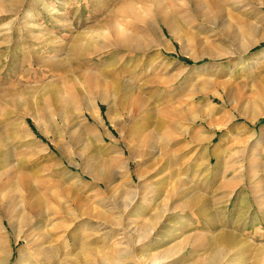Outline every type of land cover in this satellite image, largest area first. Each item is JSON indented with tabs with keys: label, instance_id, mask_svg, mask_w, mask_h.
<instances>
[{
	"label": "rangeland",
	"instance_id": "1",
	"mask_svg": "<svg viewBox=\"0 0 264 264\" xmlns=\"http://www.w3.org/2000/svg\"><path fill=\"white\" fill-rule=\"evenodd\" d=\"M153 1L0 0V264H262L264 0Z\"/></svg>",
	"mask_w": 264,
	"mask_h": 264
},
{
	"label": "bare ground",
	"instance_id": "2",
	"mask_svg": "<svg viewBox=\"0 0 264 264\" xmlns=\"http://www.w3.org/2000/svg\"><path fill=\"white\" fill-rule=\"evenodd\" d=\"M157 1H159V0H157ZM191 1V0H190ZM154 3L156 2L155 0L153 1ZM161 2V1H160ZM197 2V1H196ZM198 3H200L199 2V0H198ZM161 4V6H163L162 5V3H160ZM193 4H196L195 2L193 3ZM201 4V3H200ZM212 4V6H214L215 4H214V2H213V0H212V2H210V5ZM262 4V3H261ZM264 5V4H263ZM1 6H3V5H1ZM130 6V5H129ZM129 6H128V9H131V7L132 6H130V8H129ZM160 5H159V3L157 2V3H155V5H153V8H152V6H151V10L150 9H146L147 7H149V6H146L145 7V11L147 10V13H148V15L150 16V14L152 15L151 17H152V20H155V21H157V22H159V23H161L163 26H165L166 28H167V30L169 31V33H172V34H174L175 32H174V29H173V25H172V23L173 22H171V20H170V18L164 13V9H162L163 7H161ZM197 6V5H196ZM196 6H195V8H196ZM211 6V7H212ZM216 7V5L213 7V8H215ZM6 8V7H5ZM150 8V7H149ZM198 8V7H197ZM127 9V10H128ZM134 10H135V8H134ZM124 11V10H123ZM132 11H133V9H132ZM127 12H129V11H127ZM131 12V11H130ZM136 12V11H135ZM132 14H134V15H136V19H140V16L138 15V11H137V14H135L134 12H131ZM131 14V15H132ZM133 15V16H134ZM132 16V17H133ZM109 20H111V18L109 19ZM238 20V19H237ZM108 21V20H107ZM112 20H111V23L110 24H112ZM240 22V21H239ZM115 23V22H114ZM156 23V22H155ZM113 25V24H112ZM118 25V24H117ZM244 25V24H243ZM242 25V26H243ZM245 28H247V29H245L244 27L243 28H240L239 29V31L238 32H235L234 34H233V40H241V45H242V51L241 52H245L250 46H252V45H254V44H256L257 42H259V39H257V38H252V37H250V35H247L246 36V34H249V33H251L252 32V30H253V28H252V26H250L249 27V25H247V24H245ZM110 27H111V25H110ZM113 27H114V25H113ZM175 27V26H174ZM115 28V27H114ZM108 29V28H107ZM116 29V28H115ZM115 29H114V31H115ZM117 29H118V27H117ZM120 30V29H119ZM109 31V30H108ZM112 31H113V29H112ZM121 31V30H120ZM119 31H117V33H118ZM114 33V32H113ZM88 35V34H87ZM92 35V34H91ZM90 35V36H91ZM245 35V36H244ZM126 36V35H125ZM88 37V36H87ZM116 37V36H115ZM119 37V36H118ZM118 37H116L117 38V40H119V38ZM121 37H123V36H121ZM79 38V37H78ZM95 38H97V37H95ZM128 38V37H127ZM263 38V37H262ZM83 39L84 38H82V40H81V38H80V40L81 41H83ZM86 39V38H85ZM121 40H122V38H120ZM129 39V38H128ZM87 40V39H86ZM116 40V41H117ZM125 40V39H124ZM124 40L123 41H121V42H124ZM81 41H76V43H74L75 42V40H74V44H72V45H74L75 47H74V56H75V58H77V59H79V58H82L84 55H86V53H87V51H89V53L91 52V49H90V47L92 46V44H91V42L93 41V40H91V42L90 41H88V43L91 45H83V43H81ZM128 41V40H127ZM84 42V41H83ZM96 42V41H95ZM120 42V41H119ZM120 42V43H121ZM87 43V42H86ZM114 43H116V42H114ZM118 43V42H117ZM120 43H119V45H120ZM128 43H129V41H128ZM106 44V43H105ZM132 44V43H131ZM130 44V45H131ZM100 45H102V44H100ZM115 44H112V46H114ZM132 46V45H131ZM72 47V46H71ZM70 47V48H71ZM97 47H100V46H97ZM135 48H137V46L135 47ZM93 49V48H92ZM135 50V49H134ZM71 51V50H70ZM69 51V52H70ZM99 52V51H98ZM88 53V54H89ZM70 54V53H69ZM71 54H73V48H72V53ZM73 60L75 61V59L73 58ZM90 61V60H89ZM88 61V62H89ZM76 62V61H75ZM82 63H83V61H82ZM86 63V62H85ZM72 64V63H71ZM73 65V64H72ZM88 65V64H87ZM86 65V66H87ZM245 64H242V66H244ZM54 67V66H53ZM77 68L79 67V66H76ZM89 67V68H88ZM87 67V69H85V72L83 73L82 72V75H84L83 77H84V79L86 80L85 82L87 83V84H93V82H95L94 81V79H95V77H96V75H95V73H92L91 72V70H90V65ZM80 68V67H79ZM73 69V68H72ZM66 71V70H65ZM68 71V70H67ZM66 71V72H67ZM78 71V70H77ZM84 71V70H83ZM10 73V72H9ZM8 74V73H7ZM81 74V73H80ZM9 75V74H8ZM12 74H10V76H11ZM72 75V74H71ZM73 75H75L74 73H73ZM77 76H81V75H77ZM72 77V76H71ZM75 77V76H74ZM67 78V77H66ZM7 79V78H6ZM69 79V78H68ZM74 80H75V78H73ZM98 79H99V77H98ZM97 78H96V80H98ZM77 81V80H76ZM76 81H74V82H76ZM84 81V80H83ZM69 82H71V80H69ZM68 83V82H67ZM96 83H98V82H96ZM95 83V84H96ZM99 84V83H98ZM97 84V85H98ZM104 84V83H103ZM71 85H73V83L71 84ZM94 85V84H93ZM74 87H76L75 85H73ZM78 86V85H77ZM11 87L12 86H8L7 88H4V89H6L3 93H2V95H4L5 97H6V99L7 100H9L10 102H11V100H13L14 99V101L16 100L15 99V96L14 95H12L13 94V89H12V91H11ZM14 87V86H13ZM12 87V88H13ZM16 87V86H15ZM71 87V86H70ZM69 87V89L72 91V89ZM73 87V88H74ZM92 86H90V88H91ZM47 88H50V87H46V89ZM76 88H80V87H76ZM89 88V87H88ZM20 89V88H19ZM22 89H23V87H22ZM27 89V88H26ZM94 89V88H93ZM1 90V89H0ZM24 90V89H23ZM48 90V89H47ZM75 89H73V91H74ZM89 90H91V89H89ZM17 91V90H16ZM27 91V90H26ZM76 91H77V89H76ZM23 92V91H22ZM50 91H48V92H46V93H49ZM17 93H19L18 91H17ZM21 93V92H20ZM45 93V94H46ZM53 92L51 91V94H52ZM57 92H55V93H53V96H54V94H56ZM74 92H72V94H73ZM76 93V92H75ZM74 93V94H75ZM77 93H80V92H78L77 91ZM24 94H25V92H24ZM50 94V93H49ZM49 94H48V96H49ZM18 95V94H17ZM19 95H21V94H19ZM26 95H27V93H26ZM57 95V94H56ZM56 95H55V97H56ZM99 95H102L103 96V94H99ZM4 96H3V99L2 100H4L3 102H5V99H4ZM53 96H51V97H53ZM73 96V95H72ZM77 96H80V94H78ZM18 97V96H17ZM16 97V98H17ZM23 97V95L21 96V98ZM26 97V96H25ZM74 97V96H73ZM76 97V96H75ZM101 97V96H100ZM104 97V96H103ZM19 98V97H18ZM17 98V100L19 101V103H21L20 102V98L18 99ZM59 98V97H58ZM57 98V99H58ZM79 98V97H78ZM88 98V97H87ZM23 99V98H22ZM25 99V98H24ZM23 99V100H24ZM57 99H53L54 101L55 100H57ZM77 98H75V100H76ZM6 100V101H7ZM80 100H81V97H80ZM85 100V99H84ZM89 100V99H88ZM102 99H100L99 101H101ZM58 101V100H57ZM77 102H78V99L76 100ZM14 103V102H13ZM15 103H16V106H19L18 104V102L17 101H15ZM53 103V102H52ZM57 103L58 102H56V105H57ZM11 104V103H10ZM55 104V103H54ZM60 105V104H59ZM42 107V106H41ZM60 107L62 108V105H60ZM59 108V107H58ZM60 108V109H61ZM60 109H59V111H60ZM63 110H64V108H63ZM53 111V110H52ZM61 112V111H60ZM63 112V111H62ZM62 112H61V114L58 112V113H56L55 114V112H54V114L55 115H57V116H59L60 118H62ZM27 113V112H26ZM32 114V113H31ZM30 114V116H32ZM26 115V114H25ZM36 115V114H35ZM67 115V114H66ZM29 116V115H28ZM63 116H64V114H63ZM32 117H34V116H32ZM68 117V116H67ZM64 120H65V118H63ZM63 120V121H64ZM66 122V121H65ZM44 133V132H43ZM45 134V133H44ZM74 135V134H73ZM47 136V135H46ZM49 136V135H48ZM47 136V137H48ZM77 137V136H76ZM75 137V138H76ZM54 138V137H53ZM71 138H73V137H71ZM78 138V137H77ZM6 140H7V138H6ZM76 140V139H75ZM74 140V141H75ZM70 142V141H69ZM76 142V141H75ZM0 143H1V141H0ZM6 143V142H5ZM73 143V142H72ZM7 148V147H6ZM57 149H59L58 147H57ZM61 152H62V154H64L63 153V151L61 150V149H59ZM95 167V166H94ZM97 169V168H96ZM99 169V168H98ZM2 171V170H1ZM96 171V170H95ZM95 171H93V173L95 172ZM98 173V172H97ZM106 173H108V171L106 172ZM109 174V173H108ZM89 175H91L93 178H94V180H101V178H99V177H97V176H94V175H92V174H90L89 173ZM103 176V175H102ZM108 176V175H107ZM22 180V179H21ZM102 180H104V179H102ZM98 181V182H99ZM17 182V181H16ZM12 184V183H11ZM26 184V183H25ZM20 190V189H19ZM197 201H198V199H196ZM184 206H187V207H190V204L188 203L187 205H184ZM199 213V212H198ZM158 217V216H157ZM156 221V220H155ZM144 225V224H143ZM153 225H154V223H153ZM152 226V225H151ZM146 227V226H145ZM142 232H143V230H142ZM146 232V231H145ZM142 235V234H141ZM220 239H222V240H229V239H233L232 238V236L230 237L229 235H227V234H222V232H221V237H220ZM17 241V240H16ZM232 242V244H233V240L231 241ZM223 243V242H222ZM226 243V242H225ZM224 243V244H225ZM227 243H228V241H227ZM231 244V243H230ZM228 245V244H227ZM21 251V250H20ZM260 251V250H259ZM221 252H222V250H221ZM213 253H214V251H213ZM217 253V252H216ZM215 253V254H216ZM258 253L260 254L259 255V257H258ZM257 253V257L259 258L258 260H259V263H262V264H264V248L262 247V249H261V251L260 252H258ZM168 254H169V252H168ZM214 254V255H215ZM218 254V253H217ZM166 256H168L167 255V253H163V255H162V257H166ZM217 256V255H216ZM215 257V256H214ZM223 257V256H222ZM9 258H10V256H8V258L6 259V261L4 262L5 264H7V262L9 261ZM212 258H213V256H211V260L209 259L208 260V264L209 263H211L213 260H212ZM218 258V257H217ZM22 260V259H21ZM216 259L214 258V261H215ZM218 260V259H217ZM217 260H216V263H217ZM219 260H221V258L219 259ZM20 259L18 258V259H16V261H14L12 264H20ZM212 262L211 264H213V263H215V262ZM23 262H24V260H23ZM207 262V261H206ZM2 264V263H1ZM8 264H10V263H8ZM26 264V263H25Z\"/></svg>",
	"mask_w": 264,
	"mask_h": 264
}]
</instances>
